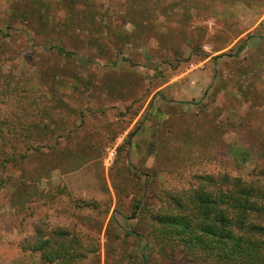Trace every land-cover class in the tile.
Masks as SVG:
<instances>
[{
  "label": "rangeland",
  "instance_id": "1",
  "mask_svg": "<svg viewBox=\"0 0 264 264\" xmlns=\"http://www.w3.org/2000/svg\"><path fill=\"white\" fill-rule=\"evenodd\" d=\"M36 1L0 0V129L52 123L16 163L0 136V264H43L18 245L40 218L78 233L75 264H189L150 210L199 174L264 178V0Z\"/></svg>",
  "mask_w": 264,
  "mask_h": 264
},
{
  "label": "trees",
  "instance_id": "2",
  "mask_svg": "<svg viewBox=\"0 0 264 264\" xmlns=\"http://www.w3.org/2000/svg\"><path fill=\"white\" fill-rule=\"evenodd\" d=\"M68 1L72 16L77 11L76 5L89 7L85 4L86 0ZM37 3L40 2L37 0L34 4ZM45 13L39 14L44 21L47 19ZM91 14L94 18L95 14ZM9 117L5 118L13 127L0 129V136L11 144L6 162H19L28 149L39 150L38 146L44 145V139L52 140L51 122L40 125L41 120L29 119L23 128H17L14 124L19 118ZM2 122L6 123L5 120ZM22 134L33 138L40 136L43 140H36L37 144L31 142L23 152H18L13 144L18 137L22 138ZM49 151L52 152V145ZM25 173L29 172L25 170ZM197 179V186L174 191L165 205L156 207L158 210L153 206L150 210L153 224L149 228V240L159 250H164L168 258L180 254L189 264H264V178L260 175L246 179L230 173H205L199 174ZM142 206L139 200L134 214ZM136 234L144 237L138 232ZM143 240H146L148 251L150 241L146 237ZM18 245L24 252L38 254L43 264H52V261L66 257L71 264H75L87 251L74 229H52V225L43 218L35 223L34 231L23 237ZM147 251L142 255L146 263L149 260Z\"/></svg>",
  "mask_w": 264,
  "mask_h": 264
}]
</instances>
